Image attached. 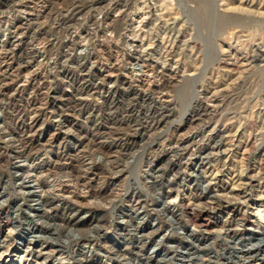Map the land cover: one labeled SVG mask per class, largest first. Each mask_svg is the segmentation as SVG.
<instances>
[{
    "label": "rangeland",
    "instance_id": "374dc122",
    "mask_svg": "<svg viewBox=\"0 0 264 264\" xmlns=\"http://www.w3.org/2000/svg\"><path fill=\"white\" fill-rule=\"evenodd\" d=\"M0 27V264H264V0H0Z\"/></svg>",
    "mask_w": 264,
    "mask_h": 264
},
{
    "label": "bare ground",
    "instance_id": "6f19581e",
    "mask_svg": "<svg viewBox=\"0 0 264 264\" xmlns=\"http://www.w3.org/2000/svg\"><path fill=\"white\" fill-rule=\"evenodd\" d=\"M123 5H124V4H123ZM115 9H116V8H114V11H115ZM125 11H126V10H125ZM106 17H107V16H106ZM105 21H106V20H105ZM7 22H8V21H7ZM107 25H108V24H107ZM6 26H7V25H6ZM6 26H5V27H6ZM12 26H13V25H12ZM109 26H110V25H109ZM15 27H16V26H15ZM20 27H21V26H20ZM0 28H1V27H0ZM1 29H2V28H1ZM3 29H4V28H3ZM8 29H9V28H8ZM4 30H7V29H4ZM4 30H3V32H5ZM96 30H97V29H96ZM13 32H14V31H13ZM13 32H12V33H13ZM18 33H19L18 31L14 32V34H15L14 36H16V34H17V35L20 34V33H19V34H18ZM16 37H17V36H16ZM16 37H15V38H16ZM132 44H133V46H136V47H137V44H135V41H134ZM136 54H137V53H136ZM139 56H140V55H139ZM126 57H127V56H126ZM129 57H130V56H129ZM129 57H128V58H129ZM141 57H142V56L137 57V58L135 59V60H136V65H139L140 61H142V63H143V58L141 59ZM132 59H133V58H132ZM132 62H133V61H132ZM145 62H146V61H145ZM143 65H144V64H143ZM97 87H98V86H97ZM100 87H101V86H100ZM98 88H99V87H98ZM161 88H162V87H161ZM93 89H94V88H93ZM82 91H83V90H82ZM82 91H81V92H82ZM97 91H100V90H97ZM88 93H89V92H88ZM96 93H97V92H96ZM101 93H102V92H101ZM85 94H86V93H85ZM99 94H100V93H99ZM89 96H90V95H89ZM80 97H82L81 94H80ZM85 97H86V96H85ZM80 102H81V101H80ZM53 139H54V138H53ZM119 140H120V139H119ZM124 140H125V139H124ZM30 168L32 169V166H31ZM32 170H33V169H32ZM35 170H36V169H35ZM69 172H70V171H69ZM34 175H35V174H34ZM35 181H36V180H35ZM36 182H37V181H36ZM76 182H77V181H76ZM77 184H78V183H77ZM77 184H76V185H77ZM34 191H35V190H34ZM34 191L31 190V192H32V195H31V196H32L33 198H35L37 201H39L38 199L41 197V195H43V192L41 193V191H42V190H41V191H40V194H39V193H37V191H35V192H34ZM48 193H49V192H48ZM87 206H88V205H87ZM37 208H38V209H37ZM37 208H36V210H39V207H37ZM40 210H41V209H40ZM40 210H39V211H40ZM39 211H38V212H39ZM174 211H175V206H174V208H173L172 210H169V212H174ZM138 214H139V213H138ZM156 220H157V219H156ZM67 223H68V222H67ZM257 235H258V234H257ZM161 240H163V238H161ZM159 242H161V241H159ZM159 242L153 244V246H152V248H151V249H152V254L155 253V252H157V249L159 250V246L161 245V243H159Z\"/></svg>",
    "mask_w": 264,
    "mask_h": 264
}]
</instances>
